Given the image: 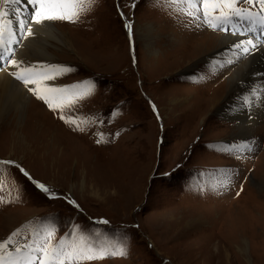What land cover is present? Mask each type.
Instances as JSON below:
<instances>
[{
  "label": "rangeland",
  "instance_id": "1",
  "mask_svg": "<svg viewBox=\"0 0 264 264\" xmlns=\"http://www.w3.org/2000/svg\"><path fill=\"white\" fill-rule=\"evenodd\" d=\"M0 6L10 21L0 62L12 74L9 55L22 48L34 6ZM188 10L173 0H94L77 20L50 21L70 43L50 49L62 74L47 87L66 89L54 102H75L53 109L30 91L52 128L28 120L19 131L30 146L13 143L28 114L15 119L18 127L0 125V161L14 162L0 165V197L8 201L0 203V241L22 229L18 242L42 243L54 227L53 242L75 229L77 245L82 232L97 248L124 252L79 264H264V112L256 119L245 103L220 112L223 100L213 98L224 93L228 67L194 63L188 50L203 32L226 33ZM178 32L191 40L180 44L183 53L173 43ZM239 122L250 137H240ZM74 148L83 150L80 159Z\"/></svg>",
  "mask_w": 264,
  "mask_h": 264
},
{
  "label": "snow or ice",
  "instance_id": "2",
  "mask_svg": "<svg viewBox=\"0 0 264 264\" xmlns=\"http://www.w3.org/2000/svg\"><path fill=\"white\" fill-rule=\"evenodd\" d=\"M5 6L16 3L17 0H0ZM174 3L182 2L187 4V14L193 19L202 21L213 29L221 28L232 22L233 18H237L239 21L246 22L252 28L259 27L264 31V0H173ZM29 3L33 7L32 19L26 26V32L28 36L33 35L31 24H42L45 21L51 20H77L79 19L80 12L83 10V6L87 3L89 6L94 3V0H29ZM240 5H249L250 7H241ZM259 7L258 11H252V8ZM9 13L6 10L0 9V47L4 44V34L9 31L8 25L10 21L7 19ZM129 29L130 25H126ZM251 47H255L251 39L247 41H241L235 45L240 49L241 54H248L251 51ZM12 65L18 69L13 72L12 75L16 79L22 81L24 85H37V87L29 88L38 99L45 100L50 108H63L70 106L75 102L73 100L68 101L65 105L61 102H54L56 99L55 94H62L66 91L65 88L57 87H44L42 90L39 85L44 80H54L57 75L62 72L57 71L62 66H21L22 62L16 60L11 61ZM47 69V71L45 70ZM69 69H64L67 71ZM48 71L55 73L49 75ZM75 87V86H73ZM91 86L88 93L90 94ZM79 95V94H78ZM82 98V96H80ZM247 102V98H245ZM61 119H65L67 123L77 124L72 118H66L63 115ZM79 127V124H77ZM13 161H0V165L13 164ZM24 172L23 169H21ZM27 176L28 173L24 172ZM37 187L44 191L49 192V189L40 183H37ZM54 195V194H52ZM8 202L4 201L0 197V203ZM75 204V201H70ZM107 223V221H102ZM22 229H16L9 237L3 241H0V264H79L80 261L103 259L106 255H123V251L107 252L104 249L95 247V245L88 242L87 236L82 232L79 233V245L76 243V230L74 229L70 239L66 240L61 237L58 241H54L55 228L50 227L46 231L45 235L41 238L42 243L38 240H29L27 236L23 237L24 243H20L15 239L21 233ZM32 236H39V232L32 229ZM39 253L35 255L34 253Z\"/></svg>",
  "mask_w": 264,
  "mask_h": 264
},
{
  "label": "bare ground",
  "instance_id": "3",
  "mask_svg": "<svg viewBox=\"0 0 264 264\" xmlns=\"http://www.w3.org/2000/svg\"><path fill=\"white\" fill-rule=\"evenodd\" d=\"M27 25L28 24H25V27ZM31 27L33 30V35L28 36L26 29L25 31H22L21 35L24 33L26 35L22 48L20 49L19 53L15 51L16 54L14 53L13 56L12 54H10L9 57L11 58V60L22 62V67L32 64H37L38 66H56L54 62L56 59L55 55L50 49L52 47L60 49V46H67L68 42L70 43V38L66 35V32H62L58 28V26L53 25L50 21H45L42 24H35L33 22L31 24ZM144 37L145 42L149 41V33L145 32ZM174 37L175 42L173 41V43H175V50L177 47H179L177 48L178 51L176 50L177 52H185L186 49L181 48L180 44H190L191 40L189 38H183V36L179 32L178 34L174 35ZM196 37L201 41H194L193 44L196 43L197 45L194 46L191 50H188L189 52H194V57H196L194 59V63L198 60L204 59L206 61L212 62L213 64L219 63L225 67H228L227 72H229V77L225 82L223 90L224 93L221 98L219 97L220 95L217 98H213V102H217V105L223 100V105L220 107V112L225 113L227 112L228 108H230L229 112H234V107L245 103V107L254 106L249 110L251 112H259L255 117L256 119L259 118L264 112V65L261 63V59L264 58V56L260 55V53H262L260 52V49L264 44L262 45V43H259L256 44L255 47L246 45L251 48V51L248 54H241L240 49L236 48L235 45L241 41H247L245 37L243 38V40L238 36H233L230 34L218 36L216 34H211L210 32H203V35L201 37ZM212 53L214 54L212 55ZM243 60L246 61L243 62ZM6 68L7 67L5 66L2 68V64H0V125L5 126V128L9 130L11 127L17 126L15 123V119L18 120V117H20L21 119L23 117V114H28L25 124L17 129L18 134L15 135L13 143L18 147L19 145L15 144V142L18 144L19 142H22L24 145L30 146L26 139L23 138L21 140L22 135L20 134L21 129H23V127L27 125L28 120L34 121L35 125H37L38 127L44 126L49 130L52 128L49 126V122H47L45 118H41L42 116L39 115V111L35 109L34 103L32 101L34 99H32L31 95H29V88H33L34 85L26 86L23 83L15 80L13 78V75L6 71ZM9 68L12 69H10L12 73L18 71V69L14 67L12 63H10ZM187 68H192V65L189 62ZM252 78L261 80L262 83L258 86H255V84L249 85V82ZM44 82V87L47 86V83L51 84V86L55 85L51 82V80H44ZM245 98H247V102H245ZM182 100H186V98L183 97ZM11 112L15 113V117H17H9V121L5 120L4 115H7ZM32 112H36L34 113V116H31V114H33ZM250 117H252V115ZM18 121L19 123L22 122V120ZM243 123L244 122H239L238 124V127H241L242 130V135L240 134V137L248 138L250 137V131H245L244 129H242ZM58 141L59 139H57V143L60 144V142ZM71 151L80 159L81 155L79 152H82V149L80 150L74 148L73 150L71 149ZM195 217L196 218H193L191 221L198 223V217Z\"/></svg>",
  "mask_w": 264,
  "mask_h": 264
}]
</instances>
